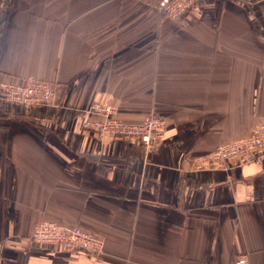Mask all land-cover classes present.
Here are the masks:
<instances>
[{"label":"crops","instance_id":"1","mask_svg":"<svg viewBox=\"0 0 264 264\" xmlns=\"http://www.w3.org/2000/svg\"><path fill=\"white\" fill-rule=\"evenodd\" d=\"M0 0V83L51 84L54 105L0 97V264H264V162L200 161L264 123V0ZM165 136L100 139L93 104ZM80 228L101 256L38 245L40 221Z\"/></svg>","mask_w":264,"mask_h":264},{"label":"built area","instance_id":"2","mask_svg":"<svg viewBox=\"0 0 264 264\" xmlns=\"http://www.w3.org/2000/svg\"><path fill=\"white\" fill-rule=\"evenodd\" d=\"M205 0H158L157 6L165 19L177 20L194 10ZM0 97L11 104L26 108L54 105L57 100L55 88L44 81L29 80L23 84L0 83ZM100 139L112 137L119 140L138 139L146 146L159 142L166 133L167 122L161 117H150L139 124H129L118 118L116 110L107 104H93L83 124ZM264 162V123L254 127L245 136L220 145L210 156L202 159L219 169H238ZM32 242L38 245H60L70 251H85L91 255L104 253V242L80 228L67 227L54 221H40L32 233ZM234 264H250L243 255Z\"/></svg>","mask_w":264,"mask_h":264}]
</instances>
